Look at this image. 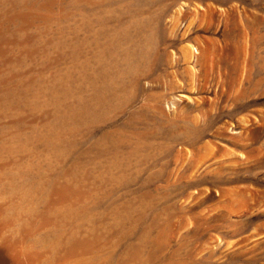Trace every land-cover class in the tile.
Returning <instances> with one entry per match:
<instances>
[{"label": "rangeland", "instance_id": "374dc122", "mask_svg": "<svg viewBox=\"0 0 264 264\" xmlns=\"http://www.w3.org/2000/svg\"><path fill=\"white\" fill-rule=\"evenodd\" d=\"M0 264H264V0H0Z\"/></svg>", "mask_w": 264, "mask_h": 264}]
</instances>
